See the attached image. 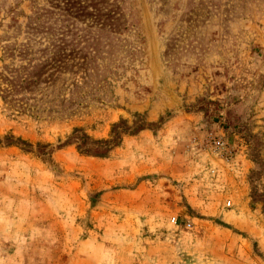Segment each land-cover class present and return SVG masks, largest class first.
<instances>
[{"label": "rangeland", "instance_id": "obj_1", "mask_svg": "<svg viewBox=\"0 0 264 264\" xmlns=\"http://www.w3.org/2000/svg\"><path fill=\"white\" fill-rule=\"evenodd\" d=\"M0 141V264H264V0H0Z\"/></svg>", "mask_w": 264, "mask_h": 264}, {"label": "trees", "instance_id": "obj_2", "mask_svg": "<svg viewBox=\"0 0 264 264\" xmlns=\"http://www.w3.org/2000/svg\"><path fill=\"white\" fill-rule=\"evenodd\" d=\"M120 125H123V123L121 122L119 126L117 124L113 125L111 138L106 140H93L87 137L86 135H78L77 137H75L77 138L78 141L77 149L80 151V153L87 154L94 152L99 155H103L105 154V152L107 153L112 151L121 143V136L124 135L127 131V129H122L121 131H117V128L120 127ZM5 140L8 141L7 146H16V147L19 146V148L23 152H27V153L32 152L31 145L28 143L19 140L14 141L13 137L6 138Z\"/></svg>", "mask_w": 264, "mask_h": 264}, {"label": "built area", "instance_id": "obj_3", "mask_svg": "<svg viewBox=\"0 0 264 264\" xmlns=\"http://www.w3.org/2000/svg\"><path fill=\"white\" fill-rule=\"evenodd\" d=\"M208 143L210 144V146H212L213 149L217 150L220 153H227L228 152L226 142L224 141V139L222 137L210 135L208 137ZM171 222L176 223L177 222L176 218L173 217L171 219ZM184 227L185 228H191L192 223L189 221H186V224L184 225Z\"/></svg>", "mask_w": 264, "mask_h": 264}]
</instances>
